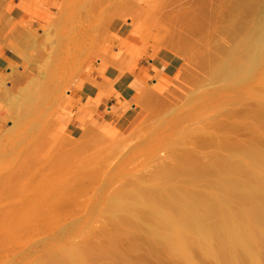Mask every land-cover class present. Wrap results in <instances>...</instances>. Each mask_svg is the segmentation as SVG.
<instances>
[{
	"label": "rangeland",
	"instance_id": "obj_1",
	"mask_svg": "<svg viewBox=\"0 0 264 264\" xmlns=\"http://www.w3.org/2000/svg\"><path fill=\"white\" fill-rule=\"evenodd\" d=\"M17 3L0 0V55L9 56L6 46L16 39L11 30L18 25L8 8ZM168 5L152 0L150 19L132 26L127 39H104L96 32L94 39H80L76 23L84 8L63 25L61 39H35L36 47L52 45L50 75L32 113L0 136V264H136L139 258L156 264L142 247L130 250L132 232L123 235L126 227L108 210L111 199L139 178L149 184L180 152L202 157L217 138L238 144L252 135L264 137V62L239 97L229 99L233 93L222 89L204 100L220 85L208 81L202 64L213 39H144L157 24L165 33ZM12 53L16 69L0 70L9 90L37 50ZM19 136L21 144L10 149ZM51 167L64 174L49 189L55 194L21 207V193L47 192L32 185ZM27 209L35 210L23 214ZM192 262L213 264L201 255ZM255 264H264L262 247Z\"/></svg>",
	"mask_w": 264,
	"mask_h": 264
},
{
	"label": "bare ground",
	"instance_id": "obj_2",
	"mask_svg": "<svg viewBox=\"0 0 264 264\" xmlns=\"http://www.w3.org/2000/svg\"><path fill=\"white\" fill-rule=\"evenodd\" d=\"M151 1L17 0V7L8 8L18 26L11 30L16 39L6 46L9 56L0 55V70L16 69L13 51L24 53L34 47L37 53L30 68H21L11 90L0 76V98L7 101L0 100V136L12 133L44 94L41 85L50 75L52 45L36 47L35 39H61L63 25L73 22L83 8L86 14L76 23L80 39H94V32L104 39H127L132 26L150 19ZM168 1L165 33L157 24L154 32L148 28L144 39H213L202 64L208 81L220 85L202 98L209 100L222 89L233 93L229 99L239 97L240 88L264 62V0ZM196 4L198 11L193 10ZM256 116L263 119L260 110ZM7 121H11L8 126ZM22 138L14 139L10 149L21 144ZM213 143L214 148L202 157L178 153L172 166L151 175L149 184L139 178L111 199L108 210L126 227L123 235H128V229L132 232L130 250L142 247L156 264H193L196 255L213 264H255L258 249L264 248V137L252 135L238 144L217 138ZM48 171L32 185L47 192L21 193V207L55 194L49 189L64 174L59 167ZM68 264L83 263L71 260Z\"/></svg>",
	"mask_w": 264,
	"mask_h": 264
}]
</instances>
